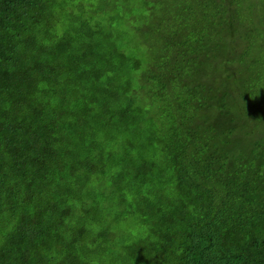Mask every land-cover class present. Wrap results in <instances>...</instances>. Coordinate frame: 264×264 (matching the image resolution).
Instances as JSON below:
<instances>
[{"label": "trees", "instance_id": "16d2710c", "mask_svg": "<svg viewBox=\"0 0 264 264\" xmlns=\"http://www.w3.org/2000/svg\"><path fill=\"white\" fill-rule=\"evenodd\" d=\"M0 264H264V0H0Z\"/></svg>", "mask_w": 264, "mask_h": 264}]
</instances>
